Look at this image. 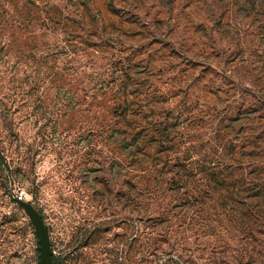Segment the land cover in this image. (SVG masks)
Segmentation results:
<instances>
[{
  "label": "rangeland",
  "instance_id": "obj_1",
  "mask_svg": "<svg viewBox=\"0 0 264 264\" xmlns=\"http://www.w3.org/2000/svg\"><path fill=\"white\" fill-rule=\"evenodd\" d=\"M55 71L63 79H51ZM125 75L139 104L159 101L142 108L151 119L182 110L177 121H191L177 126L180 152L212 136L219 114L254 109L233 124L240 137L254 134L264 124L254 119L264 116V0H0V264L39 259L34 227L13 201L20 194L41 213L58 264L123 263L133 223L120 211L119 153L106 125ZM193 229L176 240L184 255L239 264L255 245L264 264V224L253 241ZM145 248L131 260L155 259Z\"/></svg>",
  "mask_w": 264,
  "mask_h": 264
},
{
  "label": "trees",
  "instance_id": "obj_2",
  "mask_svg": "<svg viewBox=\"0 0 264 264\" xmlns=\"http://www.w3.org/2000/svg\"><path fill=\"white\" fill-rule=\"evenodd\" d=\"M80 7L82 11L87 10L85 1H81ZM64 18L67 19L68 15ZM50 78L61 80L63 73L51 72ZM115 79L117 81V77ZM129 80L130 76L125 75L118 88L116 86L113 90V119L106 125L108 137L113 138L119 153L117 200L120 211L126 213L133 223L132 232L126 238H129L125 243L127 250L124 251L123 246L121 260L127 264L144 263L143 257L138 261L131 260L129 252L133 249L139 252L140 248L146 247L150 255L156 256L146 264H219L218 257L209 259L210 254L203 260L201 256L184 255L183 249L175 243L178 237H187L186 229L193 228L195 237H219L222 228L227 231L229 240L236 233L241 234L236 238L254 240L252 235L264 224V124H258L254 134L240 137V131L234 132L233 124L248 118L255 110L245 109L244 113L248 115L233 117L219 114L217 119L215 117L214 129H211L212 136L202 139L197 135V142L180 152L175 145L183 132H179L177 126L180 121L182 125L191 121L186 117L177 121L182 110L176 109L175 117L165 114L163 120L151 119L152 112L142 108L159 101L147 99L145 95L142 100L146 103L139 104L133 96L141 92L135 86H127L137 85V82ZM57 87L60 90V84ZM254 119L264 121V116ZM223 121L227 124L220 127ZM224 130L227 132L220 133ZM1 152L0 170L4 171L8 165ZM13 201L17 203V198L13 197ZM136 211L137 216L133 219ZM176 218H180L178 222H175ZM197 225L201 227L195 228ZM229 228L233 229L232 233ZM163 244L169 246L168 250L160 247ZM209 245V253L215 252V246ZM254 246L246 247L245 252L244 247L235 261L259 264L261 254ZM198 248L199 245L193 250ZM219 248L228 249V245L223 243ZM157 251L159 256L155 254ZM245 255L248 258L243 260ZM53 261L58 264L59 257L54 256Z\"/></svg>",
  "mask_w": 264,
  "mask_h": 264
},
{
  "label": "water",
  "instance_id": "obj_3",
  "mask_svg": "<svg viewBox=\"0 0 264 264\" xmlns=\"http://www.w3.org/2000/svg\"><path fill=\"white\" fill-rule=\"evenodd\" d=\"M17 204L22 207L27 216L29 217L38 242V261L37 264H54L53 250L47 226L45 225L41 213L32 205L28 200L18 199Z\"/></svg>",
  "mask_w": 264,
  "mask_h": 264
},
{
  "label": "built area",
  "instance_id": "obj_4",
  "mask_svg": "<svg viewBox=\"0 0 264 264\" xmlns=\"http://www.w3.org/2000/svg\"><path fill=\"white\" fill-rule=\"evenodd\" d=\"M16 198H17V200H18V199H21V200H22V199H23V195H22V194L17 195Z\"/></svg>",
  "mask_w": 264,
  "mask_h": 264
}]
</instances>
